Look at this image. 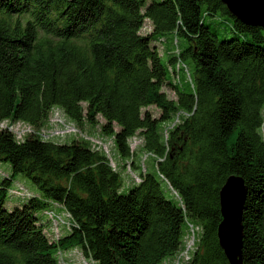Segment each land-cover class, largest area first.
Instances as JSON below:
<instances>
[{
    "label": "trees",
    "instance_id": "1",
    "mask_svg": "<svg viewBox=\"0 0 264 264\" xmlns=\"http://www.w3.org/2000/svg\"><path fill=\"white\" fill-rule=\"evenodd\" d=\"M55 108L83 134L44 137ZM3 122L34 131L0 128L12 167L0 180V264H61L75 250L87 264H231L218 228L232 175L247 187L242 264H264V27L222 0H0ZM87 125L112 138L119 163ZM19 174L39 193L9 208ZM53 209L73 216L60 237Z\"/></svg>",
    "mask_w": 264,
    "mask_h": 264
},
{
    "label": "rangeland",
    "instance_id": "2",
    "mask_svg": "<svg viewBox=\"0 0 264 264\" xmlns=\"http://www.w3.org/2000/svg\"><path fill=\"white\" fill-rule=\"evenodd\" d=\"M150 28V22H146V28L145 30H143L144 32H147L148 29ZM226 35H230L231 32H228V31H225ZM170 39L172 40L173 37H170ZM170 40V42H171ZM179 40L181 43H183V38L181 36H179ZM168 41V44L167 45H170V43ZM160 52L162 53L163 52V49L160 47ZM164 59L166 60V56H164ZM188 62V65H189V68L192 72V64L189 60H187ZM184 78H188L187 77V74L185 73L184 75ZM170 97H175V94L174 92L168 88V87H165L164 88ZM149 109L153 112V114L155 116H159L161 111L159 108H157L156 106H151L149 107ZM54 113H52V121H51V125L49 127V129H57V130H63L64 128H69L70 126L71 127H75V128H79L81 129V127H78L77 125L71 123V121L67 120L66 118V115L65 113L60 109V108H55L54 109ZM103 120V119H101ZM10 124V122H8ZM7 122L5 123L6 125L8 124ZM11 125L12 128L18 132L20 135L24 133V130L28 128V125L23 123V122H20V123H12ZM78 129V130H79ZM78 130L76 131H70V132H66L65 134L63 133H55L53 136L58 138L56 140H61V139H65L66 140H69L71 139L72 137L76 136L74 134H78V135H82L83 133H80V132H77ZM85 130V133L88 137H93L92 140H94V142L98 145H101L106 151H108V153H114L113 157H114V160L116 161V163H119L118 162V156L115 154L116 153V149L115 147L113 146V142H112V138L110 137H106V135H104L102 133V130H101V126L100 125H97V126H92V125H87L86 129ZM83 130V131H84ZM76 132V133H75ZM17 134V133H16ZM140 138L139 137H133L131 139V146L132 147H136V145L140 144ZM143 158H146V156H143ZM143 158H142V161H143ZM153 162V160L151 158H148L146 160V163H145V166L146 164L149 165ZM154 163V162H153ZM121 170V173L124 177V180H125V183L121 189V191L123 192H128L129 190V186H127L126 184V181H128V183H130L131 181H133V175H132V170L130 169L129 167V171H124L123 173V170L120 168ZM12 173V167L10 165V163L8 162H5V161H0V180H2L6 174L7 175H10ZM138 173V172H136ZM15 181H20L22 185L25 186V188H27V192L30 191V194L32 193V195L34 193H39V190L37 188V186L29 179L27 178L26 176L22 175V174H19L15 177ZM17 186H20L19 184H15V189ZM20 187H18L19 189ZM15 191H18L17 189ZM15 194V193H14ZM25 195L27 194H15L14 196H11L10 194L7 195V198H6V204L9 208H12L15 204H19L20 203V200L24 199L22 197H24ZM40 217L46 219L47 218V215L44 213V212H40L39 213ZM64 217H66L64 215ZM67 227L63 226L60 228V231L59 229L57 230L56 229V236L59 235V237L61 235H63L65 233L66 230H68L69 228L65 229ZM196 230L198 231V228H196ZM200 231V230H199ZM54 237V236H53ZM195 238H194V235L192 234L191 236L188 235L186 237V253H184V255L182 257H184L183 259H185V261L188 259V257H190V255H192L193 251H194V248H195ZM63 260L61 261V264H87L84 260V258L82 257L81 253L77 250L73 251V252H68V251H65L64 254H63ZM182 264V263H180Z\"/></svg>",
    "mask_w": 264,
    "mask_h": 264
},
{
    "label": "water",
    "instance_id": "3",
    "mask_svg": "<svg viewBox=\"0 0 264 264\" xmlns=\"http://www.w3.org/2000/svg\"><path fill=\"white\" fill-rule=\"evenodd\" d=\"M229 11L249 25L264 27V0H222ZM247 187L241 176L232 175L220 191L223 219L218 228L220 245L231 264L243 263V206Z\"/></svg>",
    "mask_w": 264,
    "mask_h": 264
},
{
    "label": "bare ground",
    "instance_id": "4",
    "mask_svg": "<svg viewBox=\"0 0 264 264\" xmlns=\"http://www.w3.org/2000/svg\"><path fill=\"white\" fill-rule=\"evenodd\" d=\"M64 130H67V131H76L78 129L75 128V127H71V126L69 128H66V129L64 128L63 130L44 129V130L41 131V134L44 137L49 138V137H53V135L55 133H57V134L58 133H63L64 134ZM26 131H31V133H32L34 130H33V128L31 126L28 125V128L26 129ZM77 132H79V131H77ZM14 193L15 194H27V195H30V193L27 192L26 189L23 188V187H21V186L18 189V191H14ZM47 214H48L49 218L53 222V230H54L55 234H57L56 229L57 230L59 229V231H60V228L63 227V226H65L67 228H70L74 224L73 217H67V210H63L61 212H58L57 210L53 209V210L47 211ZM64 215L66 217H64ZM186 252H184V253H186ZM184 253H182V256L184 255ZM179 263H180V260H177V262L175 264H179Z\"/></svg>",
    "mask_w": 264,
    "mask_h": 264
},
{
    "label": "built area",
    "instance_id": "5",
    "mask_svg": "<svg viewBox=\"0 0 264 264\" xmlns=\"http://www.w3.org/2000/svg\"><path fill=\"white\" fill-rule=\"evenodd\" d=\"M5 123H6V122L0 123V128L8 127V126H9V128H10L11 130H13L15 133H17L16 135H17V137H18L19 139H22V138H24L25 135H27L28 133H31V131H26V129H25V130H24V133L20 135L18 132H16V131L12 128L13 125H8V124L6 125ZM66 132H70V131L64 130V134H65ZM75 133H76V132H75ZM67 217H73L72 214H71L69 211H67Z\"/></svg>",
    "mask_w": 264,
    "mask_h": 264
}]
</instances>
